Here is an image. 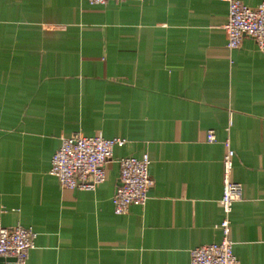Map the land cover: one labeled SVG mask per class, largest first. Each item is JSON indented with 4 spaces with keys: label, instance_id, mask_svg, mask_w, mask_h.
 <instances>
[{
    "label": "crops",
    "instance_id": "0c3cea01",
    "mask_svg": "<svg viewBox=\"0 0 264 264\" xmlns=\"http://www.w3.org/2000/svg\"><path fill=\"white\" fill-rule=\"evenodd\" d=\"M225 18L224 0H0V224L36 232L24 264H189L220 238L224 138L234 264H264V54L227 48ZM74 132L125 138L93 189L48 171ZM142 152L147 198L116 214V159Z\"/></svg>",
    "mask_w": 264,
    "mask_h": 264
},
{
    "label": "built area",
    "instance_id": "2783aa9c",
    "mask_svg": "<svg viewBox=\"0 0 264 264\" xmlns=\"http://www.w3.org/2000/svg\"><path fill=\"white\" fill-rule=\"evenodd\" d=\"M101 4L105 0H86ZM226 18L222 27L227 48L236 47L242 35L251 36L264 54V0L250 7L240 0H224ZM205 139H215L207 130ZM125 138L104 137L100 133L90 135L74 132L62 136L49 159L48 171L57 178L60 186L75 189H93L104 180V163L110 158L113 147L121 145ZM221 156V194L218 199L222 217L218 222L220 238L189 249V264H234L232 240L229 238L228 214L231 204L241 198V184L230 179L233 149L224 138ZM149 158L146 152L139 156L124 155L116 159L118 178L111 196L112 210L125 213L130 204H144L153 181L148 173ZM36 232L31 226L15 223L0 224V256L11 257L2 264H24L28 250L33 246Z\"/></svg>",
    "mask_w": 264,
    "mask_h": 264
},
{
    "label": "water",
    "instance_id": "95a60500",
    "mask_svg": "<svg viewBox=\"0 0 264 264\" xmlns=\"http://www.w3.org/2000/svg\"><path fill=\"white\" fill-rule=\"evenodd\" d=\"M8 259H12V258L0 256V264H2L4 260H8Z\"/></svg>",
    "mask_w": 264,
    "mask_h": 264
}]
</instances>
